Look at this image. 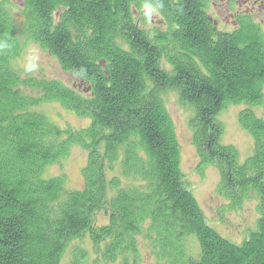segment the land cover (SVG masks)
I'll list each match as a JSON object with an SVG mask.
<instances>
[{
	"label": "trees",
	"instance_id": "16d2710c",
	"mask_svg": "<svg viewBox=\"0 0 264 264\" xmlns=\"http://www.w3.org/2000/svg\"><path fill=\"white\" fill-rule=\"evenodd\" d=\"M17 3L19 32L0 1V264H85L84 241L105 264H140V241L154 264H264V120L253 113L264 105L262 28L213 31L207 0ZM151 11L160 29H145ZM22 39L74 85L21 75ZM168 92L191 111L197 171L217 170L226 209L249 194L258 200L256 227L240 245L208 224L186 184ZM45 104L88 125L60 128L37 111ZM232 106L245 107L238 120L253 140L243 161L222 143L220 116ZM74 147L86 153L79 190L46 175Z\"/></svg>",
	"mask_w": 264,
	"mask_h": 264
},
{
	"label": "rangeland",
	"instance_id": "374dc122",
	"mask_svg": "<svg viewBox=\"0 0 264 264\" xmlns=\"http://www.w3.org/2000/svg\"><path fill=\"white\" fill-rule=\"evenodd\" d=\"M10 3L11 15L15 22L16 29L19 32L22 24V17L18 0H0ZM254 1V0H253ZM149 16L145 24V29H153L162 26L160 17L155 11L146 12ZM253 21L260 25L264 32V13L255 12L252 15ZM23 44L22 54L14 63V67L21 75L25 71V66L30 56L37 57L36 63L38 70L28 72L34 78L60 81L68 86H73L74 81L62 72L58 64L48 54L42 52L36 45L21 40ZM264 94V89H263ZM165 106L170 114L175 127V133L180 145L181 151V170L185 177L190 192L196 199L202 214L206 221L214 230L224 239L232 244L240 245L246 239L248 230H254L258 220L257 205L258 200L254 194H249L247 199L242 202L240 207L235 210H227L228 202L218 194L219 174L213 167H208L200 174L197 171L199 166L194 147L191 143V131L189 129V120L192 116L191 111L178 101L174 92H168L163 97ZM244 106L229 107L220 116V121L224 126V135L222 143L234 147L240 159L243 161L253 150V140L251 136L242 129L239 124V113L244 110ZM38 112L47 116L55 122L60 128L70 127L76 130L82 129L88 125V121L80 119L71 113L62 109L58 104L42 105ZM256 117L264 120V105L253 110ZM86 163V153L79 147H74L68 158L60 166L51 167L47 170L48 177L64 175L67 180L68 189L79 190L82 187L81 170ZM100 218V217H99ZM77 245V244H75ZM188 247L195 249L193 241L187 242ZM84 248L89 254V260L85 264H105L95 260L91 247L84 241ZM73 247V246H72ZM139 263L154 264L148 246L139 242ZM67 258L64 259L65 264ZM62 263V264H63ZM114 264H118L117 262Z\"/></svg>",
	"mask_w": 264,
	"mask_h": 264
},
{
	"label": "flooded vegetation",
	"instance_id": "af4514ba",
	"mask_svg": "<svg viewBox=\"0 0 264 264\" xmlns=\"http://www.w3.org/2000/svg\"><path fill=\"white\" fill-rule=\"evenodd\" d=\"M207 1L209 5L206 10V17L208 18L209 23H211V27L213 31L232 33L233 31L238 30L240 24L243 23L244 21H251L254 24H256L252 19L253 13L255 12L264 13V0H254V1L253 0H207ZM133 17H134V21L137 23V26L143 27L142 23L140 22L142 18L139 15H137L134 10H133Z\"/></svg>",
	"mask_w": 264,
	"mask_h": 264
},
{
	"label": "clouds",
	"instance_id": "9594fccd",
	"mask_svg": "<svg viewBox=\"0 0 264 264\" xmlns=\"http://www.w3.org/2000/svg\"><path fill=\"white\" fill-rule=\"evenodd\" d=\"M37 57L35 55L30 56L28 62L25 66V71L27 72H35L38 70V65L36 63Z\"/></svg>",
	"mask_w": 264,
	"mask_h": 264
}]
</instances>
